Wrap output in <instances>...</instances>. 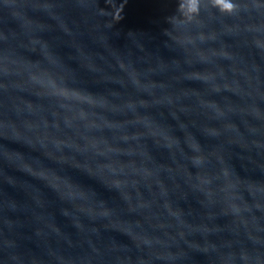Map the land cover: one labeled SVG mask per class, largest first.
Instances as JSON below:
<instances>
[{
    "label": "clouds",
    "instance_id": "obj_1",
    "mask_svg": "<svg viewBox=\"0 0 264 264\" xmlns=\"http://www.w3.org/2000/svg\"><path fill=\"white\" fill-rule=\"evenodd\" d=\"M0 4V156L58 177L47 208L0 199V264H264V0H166L146 32L74 0L72 31L50 19L78 47L41 39L28 0Z\"/></svg>",
    "mask_w": 264,
    "mask_h": 264
},
{
    "label": "water",
    "instance_id": "obj_2",
    "mask_svg": "<svg viewBox=\"0 0 264 264\" xmlns=\"http://www.w3.org/2000/svg\"><path fill=\"white\" fill-rule=\"evenodd\" d=\"M48 2V0H28L30 5L29 16L34 18L41 28L52 29L46 32L41 39L45 42L56 41L60 46L70 44L79 46V37H69L62 32L57 24V21L50 19L52 16L63 17L69 31H72V25H79L81 21L77 18L73 11L74 0H52L57 5L56 8H50L48 11L41 9ZM116 6L120 9V16L122 19L118 22L117 27L124 32L129 30L133 32L148 31L154 26L155 21L159 18L164 9L166 0H114ZM118 9V10H119ZM0 26H14L9 15L8 10L0 4ZM32 29L30 28L29 31ZM67 51V49H64ZM101 70L107 77L120 80L122 78L118 67L113 61L105 60L100 63ZM111 91L130 95L131 90L113 86ZM21 100L26 98L21 96ZM30 102V101H29ZM8 144V142H4ZM10 149L5 150L3 156H0V199L8 198V205L15 207L17 200L22 197H32L38 201L42 208H47L48 186H58V177L55 175L47 176L44 180L38 183H33L28 177L33 173L39 172V169L33 167V163L41 164V161L36 157L26 159L21 155L22 149L19 145H8ZM29 159L32 162H29ZM87 181V178L81 177ZM9 185H12L10 187ZM106 197H110V193H105ZM67 211V209H63ZM43 223L52 228L59 229L61 226H67L68 222L62 218L52 215L51 211L47 214L39 213ZM51 218H48V217ZM109 238L113 243L123 246L127 238L119 233H109Z\"/></svg>",
    "mask_w": 264,
    "mask_h": 264
}]
</instances>
